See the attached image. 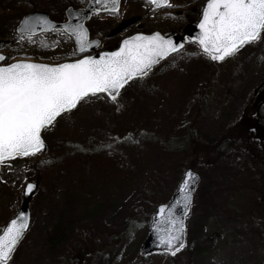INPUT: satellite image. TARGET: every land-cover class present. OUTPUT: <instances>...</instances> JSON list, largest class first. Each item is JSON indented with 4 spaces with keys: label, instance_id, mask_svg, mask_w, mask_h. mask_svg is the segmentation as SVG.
I'll return each instance as SVG.
<instances>
[{
    "label": "rangeland",
    "instance_id": "rangeland-1",
    "mask_svg": "<svg viewBox=\"0 0 264 264\" xmlns=\"http://www.w3.org/2000/svg\"><path fill=\"white\" fill-rule=\"evenodd\" d=\"M87 2L0 0L5 63L80 58L64 32L30 41L20 39L16 29L22 16L34 11L63 22L68 7ZM204 4L171 0L168 8L153 11L146 0H122L118 13L97 14L87 27L105 48L121 20L142 18L130 28L133 34L169 32L195 20L194 11ZM256 89H264V33L220 63L189 44L146 79L128 84L118 100L98 94L80 102L44 130L47 152L2 163L0 228L19 211L26 184L40 180L29 229L8 264H73L79 251L87 257L85 262L80 257L82 264H172L168 255L145 257L140 249L156 207L170 200L187 168L188 130L194 128L202 144L216 143L227 122L241 121ZM230 160L219 156L215 164L194 170L201 184L176 264H264V199L263 205L257 201L264 186L255 179L263 172Z\"/></svg>",
    "mask_w": 264,
    "mask_h": 264
},
{
    "label": "snow or ice",
    "instance_id": "snow-or-ice-1",
    "mask_svg": "<svg viewBox=\"0 0 264 264\" xmlns=\"http://www.w3.org/2000/svg\"><path fill=\"white\" fill-rule=\"evenodd\" d=\"M120 0H95L97 5L110 7L93 9L95 12L119 10ZM156 6H171L170 0H150ZM69 20L75 16L76 23L65 22L64 32L75 39L77 52L98 41H89L88 29L80 22L78 11L68 10ZM86 18V17H85ZM56 28V23L47 16H26L17 28L20 39L25 36L31 41L38 31ZM200 32L193 41L198 42L203 53L214 61H222L234 55L247 43L261 39L264 33V0H205L199 20ZM52 46H55L54 44ZM181 47L172 39L154 32L123 39L120 46L98 57L83 55L63 63H37L31 60H14L0 63V163L6 158L34 155L45 142L42 130L53 124L58 116L74 109L78 103L90 96L106 93L115 100L120 89L134 77L146 75L159 59ZM5 56L0 53V61ZM195 174L186 173L178 191L183 194L184 215L190 201L189 183ZM34 186L26 185V192ZM167 215L159 229V240L166 252L179 251L184 247L182 234L183 219L176 216L172 207L161 205L158 215ZM28 227L27 214L21 211L5 226L0 228V264H8L20 238ZM177 242L178 245H177ZM175 246V247H174Z\"/></svg>",
    "mask_w": 264,
    "mask_h": 264
},
{
    "label": "water",
    "instance_id": "water-1",
    "mask_svg": "<svg viewBox=\"0 0 264 264\" xmlns=\"http://www.w3.org/2000/svg\"><path fill=\"white\" fill-rule=\"evenodd\" d=\"M150 2V0H147ZM111 4L109 3L108 5H105L104 3H101L100 5H97L95 3V0H89V2L87 3V5L84 7V8H79V9H75L74 7H68L67 10L65 11V16H66V21L67 22H70V23H76L77 21V17L73 16L70 20H69V14H68V10L71 9L73 11H78L81 15L79 17L80 19V22L87 28L86 24L93 18V16L95 14H115L113 12H109V11H100V12H95L93 11L94 8L96 7H100V8H106V7H110ZM120 7H121V0L119 2V10H120ZM167 6H156L154 7L155 9L157 10H160V9H164L166 8ZM118 10V11H119ZM117 13V12H116ZM37 17V16H47L49 19V15L48 13L46 12H43V11H34L32 13H29L25 16H23L20 20V22L26 17ZM86 17V18H85ZM201 18V17H200ZM51 20V19H50ZM142 20V18L140 16H135V17H132V18H129V19H126L124 21H122L116 28H114L110 34L108 35V39L110 38H113L115 37L116 35H119L120 33H122L123 31H125L127 28L129 27H132L134 25H137L140 21ZM53 21V20H52ZM56 22V28L55 29H51V30H46V31H38V32H35L33 33L32 36H37V35H40V34H44V33H51V32H64L63 30V24L66 22ZM20 22L18 24V26L20 25ZM18 28V27H17ZM88 29V28H87ZM17 31V29H16ZM200 32V29H199V21L197 23H190L188 25H186L182 31V34H177V33H172V32H169V33H165V34H162L165 38H171L173 43L174 44H178L180 45L181 47L177 48L176 51L174 52H170L167 56L163 57L162 59H159L158 63L154 64L151 68V70L144 76L140 77H134L132 80H129L127 84H125L121 89H120V92L119 94H117L116 96V99L117 100L120 96V93L122 92V90L129 84L131 83L132 81L134 80H137V79H143L145 78L146 76H148L158 65H160V63H162L163 61H165L166 59H168L169 57H171L172 55H175L177 53H179L180 51H182L186 44L188 43H196L198 46V42L196 41H193L191 39V37H195L197 36V34ZM66 33V32H65ZM154 33V32H153ZM160 33V32H159ZM17 34L20 36L21 34L17 32ZM68 34V33H66ZM143 34V33H142ZM152 34V33H151ZM151 34H144V35H151ZM69 35V34H68ZM135 35V34H134ZM70 36V35H69ZM73 38V37H72ZM88 39L89 41H98V43L96 44H92L91 47H88L85 49L84 52L82 53H78L77 52V45L75 43V39L73 38L74 40V44H75V50H76V55L78 57H81L83 55H93V56H99L101 53H104V52H100V53H94L97 51L98 48L101 47L102 45V41L97 39V38H93L91 39V35H90V32H89V29H88ZM123 41V40H122ZM200 47V46H199ZM201 49V48H200ZM202 50V49H201ZM94 53V54H93ZM211 59V58H210ZM6 60V58H5ZM4 61H0V63H4ZM212 60V59H211ZM213 62H220V61H214L212 60ZM223 61V60H222ZM38 63V62H37ZM99 94H104L108 97V95L106 93H99ZM111 101H115L113 99H111L110 97H108ZM79 105V103H78ZM77 105V106H78ZM76 106V107H77ZM75 107V108H76ZM74 108V109H75ZM72 109V110H74ZM70 110V111H72ZM70 111H66L64 113H62L60 116H58L56 118V120L61 117L63 114L65 113H68ZM55 120V121H56ZM54 121V122H55ZM53 122V123H54ZM50 127V126H49ZM43 131L42 130V134H43ZM43 138V137H42ZM44 140V139H43ZM45 142V141H44ZM48 150V145L47 143L45 142V148H43L42 150H40L39 152H37L36 154L38 153H45L46 151ZM24 157V156H22ZM14 158V157H13ZM8 159H12V158H6V160ZM5 160V161H6ZM0 169H1V163H0ZM192 172L195 174V177L196 179L191 181L188 185V187L190 188V201H189V207L187 209V214L186 216L184 215V212H185V209H184V205H183V202L181 201V196L183 194H181L178 189L180 187V184L182 183L186 173L188 172ZM34 187L32 188V190L30 192H26V186H25V190H24V200L21 204V207L19 209V212L15 215L17 216L21 211L25 212L27 214V217H28V227L25 229L22 237L24 236V234L26 233V231L28 230L29 228V225H30V219H31V215H30V210H29V204L33 198V196L35 195V193L37 192L38 190V186H39V180H36L35 182H30ZM177 190L174 192L173 196L171 197V199L165 203V204H161V205H166L168 207H172V210L173 212L175 213L176 216L180 217L181 219H183V222H184V225H185V228H184V232L182 234V241L184 243V247L186 245V242H187V217L189 216L190 212H191V209H192V205H193V202H194V196H195V193H196V190L198 188V186L201 184V177L198 173L194 172L191 168H188L185 172H184V175H183V178L180 182ZM159 205L156 209H155V212L153 213L152 215V218H151V223H150V231H149V235H148V238L146 239V241L144 242V244L142 245L141 247V252L142 254L146 257V256H150L152 254H156V253H160V254H166V255H169V256H173L175 254H177L178 252H180L183 248H180L179 251H175V254H172V252H166L163 250V245H161L160 243V240H159V235L161 234L159 229H163L166 227V225L163 223V220L165 218V216L167 215V208L165 209V213L163 216L161 215H158L157 213L159 212V209H160V206ZM14 216V217H15ZM13 217V218H14ZM11 220V219H10ZM9 220V221H10ZM22 237L20 238V240L22 239ZM19 240V241H20ZM19 243V242H18ZM179 242H177V245H178ZM18 245V244H17ZM17 247V246H16ZM175 247V246H174Z\"/></svg>",
    "mask_w": 264,
    "mask_h": 264
},
{
    "label": "flooded vegetation",
    "instance_id": "flooded-vegetation-1",
    "mask_svg": "<svg viewBox=\"0 0 264 264\" xmlns=\"http://www.w3.org/2000/svg\"><path fill=\"white\" fill-rule=\"evenodd\" d=\"M150 5L152 6L151 3ZM201 7L202 6L198 8V11H194L195 20L188 21L185 25L198 22L201 17ZM152 9L153 11H158L153 6ZM185 25L177 30H172L169 32L181 34ZM132 34L133 33H130V28H127L121 34L111 38V45L109 47H105L104 49L115 51L120 46L121 41ZM189 44L194 43H188L186 47ZM224 127L225 128L223 129L222 134L217 137L218 140L216 141V143H220V151L213 152L210 155L220 156L221 159L228 158L229 160L231 159L230 161L235 160L247 162L248 164V160L250 159H248L246 156H249L256 163V166L253 169H260L262 167L264 169V89H256L253 91L252 96H250L247 101V104L243 106V117L240 122H227ZM192 129L189 128L188 133ZM230 143L238 144L236 146L237 148L234 149L229 147ZM247 144L252 145V151L248 150L246 147ZM253 166V164H249V167L252 168ZM262 176L264 178V174Z\"/></svg>",
    "mask_w": 264,
    "mask_h": 264
},
{
    "label": "trees",
    "instance_id": "trees-1",
    "mask_svg": "<svg viewBox=\"0 0 264 264\" xmlns=\"http://www.w3.org/2000/svg\"><path fill=\"white\" fill-rule=\"evenodd\" d=\"M188 137H190V138H187V141H188V143H187V150L190 149V153H189V156H187L188 157L187 159L189 161L188 164H187V167H190L193 170H195L201 164L213 165V164H215L218 161L219 156H211L210 154L213 153V152H219L220 151V147L221 146H220V143L219 142L214 143V144H209V145L208 144H202L198 140L194 128L191 131H189ZM237 145L238 144H232V143H230L229 144V147L236 149L237 148L236 147ZM246 147L248 148L249 151H252L253 150L251 144H247ZM191 151H193V153ZM246 157L248 159H250V160H248L249 164H253L254 165L252 167V169H253L256 166V163L252 160L251 157H249V156H246ZM185 163L183 164L182 169H183V167L186 166ZM255 170L262 171L263 174H264L263 167L260 168V169L259 168L258 169L255 168ZM263 174H258L257 176H261V177H259L258 179L255 178L256 179V184L259 187L264 186V178L262 176ZM261 195H262V198L260 200H257V201L259 203H262V205H263V199H264V192L263 191H261ZM251 197L254 200H256L255 193H254V197L253 196H251ZM79 252L77 254H74L75 255L74 259L75 260L72 262L73 264H82L81 259H80L81 256L84 259V262L87 260V257H85V255H84L85 252H82V255L81 256H79ZM77 255H78V259L76 258ZM176 255L169 257L173 261L172 264H176L175 261H174Z\"/></svg>",
    "mask_w": 264,
    "mask_h": 264
}]
</instances>
